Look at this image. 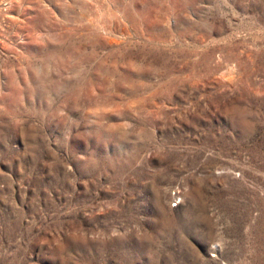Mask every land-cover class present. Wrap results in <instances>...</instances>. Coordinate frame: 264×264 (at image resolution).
Returning a JSON list of instances; mask_svg holds the SVG:
<instances>
[{"label":"rangeland","instance_id":"374dc122","mask_svg":"<svg viewBox=\"0 0 264 264\" xmlns=\"http://www.w3.org/2000/svg\"><path fill=\"white\" fill-rule=\"evenodd\" d=\"M0 264H264V0H0Z\"/></svg>","mask_w":264,"mask_h":264}]
</instances>
